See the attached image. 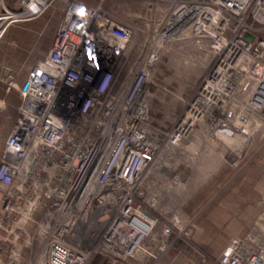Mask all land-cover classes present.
<instances>
[{
  "label": "built area",
  "instance_id": "built-area-1",
  "mask_svg": "<svg viewBox=\"0 0 264 264\" xmlns=\"http://www.w3.org/2000/svg\"><path fill=\"white\" fill-rule=\"evenodd\" d=\"M57 1L3 6L0 40ZM104 1H67L4 143V211L16 223L15 240L43 249L31 264L158 263L194 234L193 223L164 212L150 190L159 170L178 150L197 156L202 144L264 125V0H129L146 8L135 22ZM176 42L205 51L209 64L185 110L164 126L150 98L157 66ZM171 181L185 182L177 174ZM212 264H264V231L234 237Z\"/></svg>",
  "mask_w": 264,
  "mask_h": 264
},
{
  "label": "rangeland",
  "instance_id": "rangeland-1",
  "mask_svg": "<svg viewBox=\"0 0 264 264\" xmlns=\"http://www.w3.org/2000/svg\"><path fill=\"white\" fill-rule=\"evenodd\" d=\"M19 1L0 0V13H4L3 6L19 10ZM67 1L58 0L33 21L14 23L0 40V164L4 143L18 119L21 88L33 65L50 51ZM82 1L94 6L99 0ZM104 6L120 20L133 22L146 9L143 2L129 0H105ZM208 64L207 53L190 42L167 46L150 98L151 114L159 124L171 126L185 110ZM246 129L248 134L238 136L237 148L223 139L202 144L193 156L185 147L168 162L169 168L159 170L150 190L160 196L164 212L171 210L192 222L194 234L188 243L177 239L155 264H212L234 237L253 229L264 231V125L259 122ZM174 174L183 178V185H173ZM6 192L0 186V264L36 263L43 249L36 241L15 240L16 223L4 211ZM163 217H159V229L167 222ZM29 231L33 233L34 228Z\"/></svg>",
  "mask_w": 264,
  "mask_h": 264
},
{
  "label": "bare ground",
  "instance_id": "bare-ground-1",
  "mask_svg": "<svg viewBox=\"0 0 264 264\" xmlns=\"http://www.w3.org/2000/svg\"><path fill=\"white\" fill-rule=\"evenodd\" d=\"M247 132H248V130L245 129L241 134L236 133V134H234L232 136H228V137H225L223 139L225 140V142L227 144L231 145L232 147L237 148L238 147V145H237L238 136H244L245 134H248Z\"/></svg>",
  "mask_w": 264,
  "mask_h": 264
}]
</instances>
